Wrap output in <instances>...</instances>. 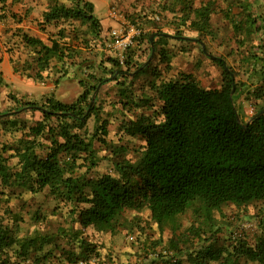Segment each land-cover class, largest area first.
I'll use <instances>...</instances> for the list:
<instances>
[{
	"label": "trees",
	"instance_id": "trees-1",
	"mask_svg": "<svg viewBox=\"0 0 264 264\" xmlns=\"http://www.w3.org/2000/svg\"><path fill=\"white\" fill-rule=\"evenodd\" d=\"M19 1L0 0V9ZM46 1L42 23L55 28L57 38L52 37L45 44L37 37L18 33L20 42L31 53V61L24 62L23 71L33 73L28 77L35 80H41L42 73L54 64H60L58 73L64 74V67L80 65L86 60L83 53L90 52L100 40L102 29L90 1ZM233 1L220 11L230 25L245 80L236 82L237 72L223 58L207 52L209 59L221 69L218 88L204 89L191 74L181 73L174 80L151 83L154 96L142 98V106L150 105V99H154L157 108L122 124L126 136H139L144 141L135 161L126 159L124 146L106 142V122L96 126L91 134L87 132V120L97 115L96 99L90 105L88 92L83 91L70 104L53 96L42 103L17 102L16 112L29 109L38 112L40 118L28 126L22 125L21 137L16 145L10 146L12 154L8 158L17 159L14 168L0 156V187L32 194L47 190L53 199L68 207L78 227L60 228L54 234L35 232L26 238L14 237L0 215V264H22L30 258V247L39 249L42 241L52 242L57 235L77 243L78 250L70 251L69 262L86 261L96 256V246L84 237L83 229L91 226L112 235L121 225L124 212L138 213L146 209L159 230L165 224L173 230L177 226L175 218L193 205L202 212L205 227L213 229L215 234L211 233L210 239L203 243L207 239L205 230L198 227L187 228L186 234H172L164 250L148 245L145 238L133 264H183V261L264 264V209L253 216L245 214L256 221L257 234L252 242L240 237L244 233L241 228L242 233L236 237L228 232L229 246L220 245L215 238L219 228L211 223L214 222L211 211L224 204L243 207L253 202L264 204V19L259 0ZM214 5L211 0H160L158 4L160 12L172 16L175 28L172 37H182L180 28L186 27L197 34L195 38L200 44L204 35L212 37L210 20L216 10ZM160 35L156 34L159 37L153 41V49L159 42L157 56L165 69H169L170 58L162 48L166 42L160 43L168 36ZM148 36L144 40L149 44ZM132 57L127 56L124 67H129ZM107 61L111 63L109 73L114 76L113 80L128 75V71H122L123 64L110 58ZM244 91L255 101V111L248 122L237 120L240 114L236 101ZM124 99L121 103L128 105L132 97L128 95ZM38 138L47 143L37 141ZM94 142L100 143L111 156L113 175L85 177L99 160ZM81 169L83 174H78ZM197 241L200 244L194 248ZM13 245L15 249L11 248ZM10 249L13 255L9 259ZM51 255L52 251L48 250L32 257L30 264H50L46 261ZM12 257L18 260L12 261Z\"/></svg>",
	"mask_w": 264,
	"mask_h": 264
},
{
	"label": "rangeland",
	"instance_id": "rangeland-1",
	"mask_svg": "<svg viewBox=\"0 0 264 264\" xmlns=\"http://www.w3.org/2000/svg\"><path fill=\"white\" fill-rule=\"evenodd\" d=\"M61 1L66 3V0ZM89 1L93 4L94 15L102 25L105 24L106 20H109L106 11L108 9L112 10L114 14L113 16L109 14V17L112 18L111 20H113L114 24L104 29L101 27L100 40L96 41V45L91 48L90 52L86 50L83 53L86 60L82 61L78 66L64 67L65 74L68 75L59 77V80H57L58 78L55 79L56 73L54 70L57 69L58 72L59 67L61 69V65L56 66L53 63L50 79L43 82L35 81L32 84L20 82L21 84L19 83L16 86L17 90L11 84H6V86L0 85V115L5 114L0 116V156L6 158L7 164L12 168H14L13 165H16L17 159L8 158L12 154L10 146L16 145L21 137V126H28L40 118L38 112H23L24 110L16 112V107L19 104L17 102L42 103L47 96H53L64 104H70L83 91L88 92L90 99L92 96L96 99L97 115L90 116L87 120L85 126L87 132L91 134L96 126H100L103 121L106 122V142L112 146H124L126 149V159L135 161L143 150L144 141L139 136H126L123 133L122 124L128 120H133L139 114H150L154 108H157V103L154 99H150L149 101L151 106H142V98L154 96L150 88L151 83L158 84L162 80H174L179 73L187 74L198 68L196 66L193 70L191 69L193 60L189 62L181 59L177 67L174 64V67L170 66L169 69H165L164 63L158 61L157 50L160 48L159 43L155 45L156 49H154L153 56L150 59L151 50L149 44L144 40L145 37L153 35V41H155L159 37H156V34L172 36L175 32L174 23L171 22L172 16L168 13L160 12L158 6L160 0ZM211 1L215 4L216 9L211 17L212 37L209 34L202 37L201 41L204 42L203 47L206 52L216 57H219V52L226 54L229 51L231 55L233 54L236 57V46L230 25L225 21L221 23L222 12L220 11L224 10L227 4H232L234 1ZM259 2V11L262 14V19H264L262 11L264 3L260 0ZM47 3L48 1L46 0H20L14 5L7 3L4 10L1 11L0 9V33L4 32V28L7 29L6 32L15 29V32H23L29 36H35L45 43H49L52 37L57 38L55 37L56 29L49 24L42 23V13ZM232 11L235 13L237 10L234 8ZM11 15L14 17H11ZM111 20H109V24ZM75 24L77 27L78 24ZM130 26L138 28L140 35L134 39L132 47L123 55L124 62L128 55H133L129 67H124V64L122 65V71H128V75L124 78L118 77L117 81H115L113 80L114 76L109 73L112 69H110L111 63L107 60L108 58L116 60L117 53L110 46L111 40L109 34L113 29H121L125 33ZM83 28L79 27L80 30H83ZM180 31L182 36L193 38L197 36L194 31L186 27L180 28ZM206 41L211 42L212 45L214 44L215 48H217L216 45H219L223 49L221 51L219 49H217L218 51L214 50L215 48L210 43H206ZM165 42L162 48H164V52L170 58V62L173 53L176 51L177 40L167 39ZM0 43V55L2 52L5 54L6 52L11 53L12 58H14L13 61H16V56H21L23 59L26 55L28 60L30 59V51L21 42L16 43L18 48H15L16 46L11 47V45L5 46L2 44V41ZM191 45L190 42L187 43V47ZM210 61L213 62L212 60ZM208 62L205 61L204 64ZM227 64L237 72L236 82H243L245 77L242 71L237 70L236 65L232 61H229ZM5 79H8V77L6 76ZM213 79L204 78L201 82L197 77L200 86L209 89L217 88L220 85L221 75ZM98 80L101 81L98 82ZM95 85L97 90L96 88L93 89ZM123 94H125L124 96L130 95L132 97L128 105L121 103V100H125L124 96L121 97ZM239 100L236 104V108L240 114L239 118L242 122H246V119H250L255 111V101L249 97L246 91L241 93ZM249 108H252V114L249 113ZM42 136L46 139L45 134ZM44 139L38 138L37 141L40 140L43 144H46L47 141ZM94 147L97 150L99 160L95 168L88 171L85 177L96 179L106 173L113 175L114 170L111 156L108 155V152L104 150V147L100 143L94 142ZM37 152H40V148L37 149ZM83 172L84 169H81L78 171V174H83ZM16 190L13 192L11 188L2 189L0 187V215L3 219L2 222L9 226L14 237L26 238L35 232L54 234L60 228L67 229L71 227L75 229L78 227L76 219L72 221L73 218L68 213V207H63L56 199H53L47 190L38 194H32L26 190L23 192H18V189ZM261 209H264L263 203L253 202L247 204L245 207L224 204L218 210L211 211V216L214 219V222L211 223H215L216 227L219 228V233H216L217 237H215L218 238V244L228 245V241H226L228 232H232L234 237L239 236L237 230L240 227L244 230V233L240 237L244 236L252 242L257 234V229L255 226L256 221L250 219L249 216H253ZM245 214L249 216H245ZM201 215L202 212H199L198 207L193 205L184 214L175 218L174 224L177 225L176 229L172 230L171 225L165 224L159 230L157 225L150 219L148 210L144 209L138 213L126 211L121 216V225L112 235L109 232L99 231L91 226L82 230L88 242L96 246V256L90 257L86 261L77 259L75 263L69 262L71 258L70 251L74 250L77 252L78 250L77 243L57 235V238L53 239L54 241L52 242L42 241L40 250L30 247V258L24 260L22 264H30L32 257L42 255L48 250L52 251L51 258L46 261H49L50 264H133L135 257L140 254L138 253V247H140L145 238H148V245H155L154 248L164 250L172 234H186L187 228L198 227L205 230L204 238L207 239L203 243L206 242L211 238L209 235H211L213 229L208 230L205 227L203 215ZM214 234L212 233V235ZM130 237L138 242L131 241ZM197 242L194 244V248L199 246L198 244L200 243ZM11 248L15 249L16 246L13 245ZM13 249L7 251L9 259L13 255ZM11 260L15 261L18 258L12 257ZM183 264L189 263L183 261Z\"/></svg>",
	"mask_w": 264,
	"mask_h": 264
},
{
	"label": "crops",
	"instance_id": "crops-1",
	"mask_svg": "<svg viewBox=\"0 0 264 264\" xmlns=\"http://www.w3.org/2000/svg\"><path fill=\"white\" fill-rule=\"evenodd\" d=\"M109 1L111 2V0H109ZM14 4H16V3H14ZM108 8H110V7H108ZM106 15H107V18L109 20L112 19L111 17H109V9L106 11ZM109 20H106L105 24H103V25L99 21L100 24H101V27H103V29L104 28H108L109 25H113L114 24L113 20H111V22L109 24ZM211 21H212V18L210 20L211 29H212V22ZM224 21L226 22V20H224V18H222L221 19V23L224 22ZM3 31H4L3 33H0V35H1L0 42L2 41V44L5 45V46L11 45V47H15L16 46L15 48H18L17 45H16V43H20V37L18 35V32H15V29L9 30L8 32H6L7 31L6 28H4ZM30 36H32V35H30ZM32 37H35V36H32ZM167 39H175V40H177V44H176L177 46L175 48L176 51L173 53V56L171 57V61L169 62V65L171 67H174V64L177 67V65L179 64L181 59L184 60V61L185 60L189 61V62H190V60L191 61L193 60L194 62L192 64V66H191V69L193 70V68L196 67V66L198 68L196 70L191 71L190 73H187V74H191L193 76V78L195 79V81L197 80V77H198V79H200V81L201 80L203 81L204 78L211 80L214 77L221 75V69L219 68V66L216 63L210 61L207 52L206 53L203 52V48L202 47H203V43L204 42H202L200 44V43H198V40L195 37L193 38V37H188V36H184L183 35L182 37L168 36L167 38H165L164 41L163 40H162V42L160 41V43H164ZM256 41L257 40H255L254 42H256ZM189 42L192 45L187 47V43H189ZM206 43H210L212 45L211 42H207L206 41ZM45 44H47V43H45ZM216 46H217V48H215L214 44L212 45V47L215 48L214 50L219 49V51H221L223 49L219 45H216ZM167 47H169V46H167ZM150 50H151V47H150ZM235 54H236V51H235ZM218 56L222 57L226 61V63H228L229 61L234 62V64L236 65L237 70H242V68H239V65H240L239 56L235 57L233 54L231 55L230 51L226 52V54H222V53L219 52ZM13 59L14 58H12L11 53H7L6 52V54H5L4 52H2L1 55H0V73H1V78H2V83L0 85H2V86H6V84H11V85H13L15 90H17L16 86L20 82H26L27 84H32L35 81L36 82L37 81L43 82L44 80L50 79V76L52 75V74H50V72L52 70V67H51L49 70L47 69L46 71H44L42 73L43 77H42L41 80H35V79L31 78V77H28V75H32L33 73H31L30 71H23V68L26 67L24 62L26 60H28L26 55H25V58H23V59L21 58V56H18V57L16 56L15 57L16 61H13ZM29 61H31V58L29 59ZM205 61H209V62L204 64ZM51 63L53 64L54 61H52ZM206 65H208V66H206ZM59 70H60V67H59ZM54 72L56 73L55 79L58 78L57 80H59L60 76L62 77V76H67L68 75V74H64L63 72L62 73H58L57 69H55ZM6 76L8 77V79H5ZM213 81H214V79H213ZM196 82H197V84L199 83L198 80ZM198 85L200 86V83ZM200 87H202V86H200ZM204 89H209V88H204ZM47 97H49V96H47ZM239 101L240 100L238 99L236 101V104ZM21 110H24L23 112L30 111L29 109H21ZM242 112H244V110H242ZM3 115H5V114H2L0 116H3ZM246 120H249V118L246 119Z\"/></svg>",
	"mask_w": 264,
	"mask_h": 264
},
{
	"label": "built area",
	"instance_id": "built-area-1",
	"mask_svg": "<svg viewBox=\"0 0 264 264\" xmlns=\"http://www.w3.org/2000/svg\"><path fill=\"white\" fill-rule=\"evenodd\" d=\"M110 16H113L114 12L109 10ZM140 35V30L133 26H130L128 30L124 33L121 29L111 30L109 37L111 40L110 46L116 51V60L121 65L124 63L123 55L124 53L132 47L134 39ZM249 113L252 114V108H249ZM242 227L238 229V233H242ZM132 239V238H130Z\"/></svg>",
	"mask_w": 264,
	"mask_h": 264
},
{
	"label": "water",
	"instance_id": "water-1",
	"mask_svg": "<svg viewBox=\"0 0 264 264\" xmlns=\"http://www.w3.org/2000/svg\"><path fill=\"white\" fill-rule=\"evenodd\" d=\"M153 35H150L149 36V44H150V47H151V54H150V59L152 58V56H153V52H154V49H153ZM203 48V52L205 53V49H204V47H202ZM96 90H97V88H96ZM232 91H233V89H232ZM92 100H91V102H90V105L93 103V96H92V98H91ZM237 120L239 121V117L237 116Z\"/></svg>",
	"mask_w": 264,
	"mask_h": 264
}]
</instances>
